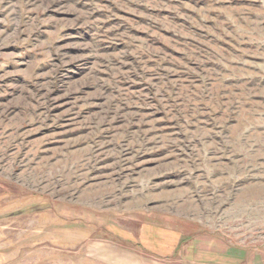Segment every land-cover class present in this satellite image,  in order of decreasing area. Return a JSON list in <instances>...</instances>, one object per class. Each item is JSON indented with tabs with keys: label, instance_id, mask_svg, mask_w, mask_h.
<instances>
[{
	"label": "rangeland",
	"instance_id": "374dc122",
	"mask_svg": "<svg viewBox=\"0 0 264 264\" xmlns=\"http://www.w3.org/2000/svg\"><path fill=\"white\" fill-rule=\"evenodd\" d=\"M0 264H264V0H0Z\"/></svg>",
	"mask_w": 264,
	"mask_h": 264
}]
</instances>
